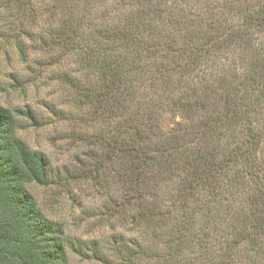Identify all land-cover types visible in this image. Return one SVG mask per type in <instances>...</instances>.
Returning a JSON list of instances; mask_svg holds the SVG:
<instances>
[{
	"label": "trees",
	"instance_id": "1",
	"mask_svg": "<svg viewBox=\"0 0 264 264\" xmlns=\"http://www.w3.org/2000/svg\"><path fill=\"white\" fill-rule=\"evenodd\" d=\"M46 10L67 67L69 109L52 114L71 123L69 141L101 166L104 188L120 189L106 225L148 236L122 249L115 235L107 251L120 264H264V0H48ZM167 111L182 119L170 130ZM21 116L40 126L0 104V264H70L68 249L106 262L31 192L77 177L18 136Z\"/></svg>",
	"mask_w": 264,
	"mask_h": 264
},
{
	"label": "rangeland",
	"instance_id": "2",
	"mask_svg": "<svg viewBox=\"0 0 264 264\" xmlns=\"http://www.w3.org/2000/svg\"><path fill=\"white\" fill-rule=\"evenodd\" d=\"M47 4L48 0H0V104L14 113H35L40 126H31L21 116L18 136L32 150L45 152L55 168L72 170L77 177L76 183L67 187L31 188L46 216L65 228L67 239L83 245L94 243L107 257L106 262L82 259L68 249L70 264H120L105 245L116 235L123 239L124 249L148 236L143 229L131 230L130 225H106L113 214L106 208L108 199L120 189L104 188L101 166L98 169L88 157L90 152L84 145L69 141L71 123L52 114L56 108L69 106L59 79L67 67L56 55ZM162 120L165 130L182 122L171 111L164 112Z\"/></svg>",
	"mask_w": 264,
	"mask_h": 264
}]
</instances>
